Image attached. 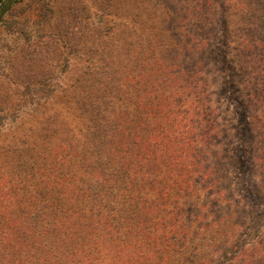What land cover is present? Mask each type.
Returning <instances> with one entry per match:
<instances>
[{"label":"rangeland","instance_id":"374dc122","mask_svg":"<svg viewBox=\"0 0 264 264\" xmlns=\"http://www.w3.org/2000/svg\"><path fill=\"white\" fill-rule=\"evenodd\" d=\"M1 7L0 264H33L38 255L67 261L66 245L53 244L52 235L44 246L34 242L41 222L31 220L39 202L30 206L29 163L48 183H59L54 169L87 143L95 101L110 99L108 82L124 95L129 76L141 73L150 85L167 88L170 68L161 56L167 51L160 50L167 39L181 41L183 66L198 61L217 150L235 202L249 214L244 239L257 264L255 247L264 241V144L258 143L264 118L257 117L264 110V0H0ZM183 15L191 16L177 30ZM222 19L227 45L215 39L223 36ZM203 32L209 47L193 53L189 39ZM217 47L230 70L215 62ZM168 52L176 55L172 45Z\"/></svg>","mask_w":264,"mask_h":264},{"label":"trees","instance_id":"16d2710c","mask_svg":"<svg viewBox=\"0 0 264 264\" xmlns=\"http://www.w3.org/2000/svg\"><path fill=\"white\" fill-rule=\"evenodd\" d=\"M188 17H181L177 30ZM222 21L223 36L215 39L227 45ZM189 41L193 53L209 47L204 32ZM160 44V50L172 45L176 52L160 54L170 68L167 88L150 85L141 73L129 76L124 95L108 82L110 99L95 101V130L87 143L75 145L70 163L54 169L59 183H48V175L29 163L30 206L39 202L30 218L41 222L34 242L44 246L52 235L53 244L66 245L68 258L61 263L38 255L33 264H252L244 239L249 214L235 202L217 150L214 109L198 61L183 66L179 39ZM215 62L231 69L223 52ZM257 117L263 119L264 110ZM257 244V264H264V241Z\"/></svg>","mask_w":264,"mask_h":264},{"label":"water","instance_id":"95a60500","mask_svg":"<svg viewBox=\"0 0 264 264\" xmlns=\"http://www.w3.org/2000/svg\"><path fill=\"white\" fill-rule=\"evenodd\" d=\"M8 1H10V0H8ZM3 7V6H2ZM0 8V15L2 14V12H3V8Z\"/></svg>","mask_w":264,"mask_h":264}]
</instances>
